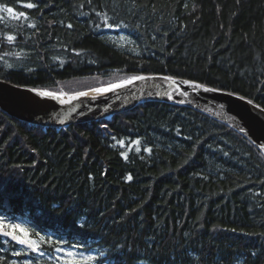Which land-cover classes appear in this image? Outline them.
Instances as JSON below:
<instances>
[{"label": "trees", "instance_id": "obj_1", "mask_svg": "<svg viewBox=\"0 0 264 264\" xmlns=\"http://www.w3.org/2000/svg\"><path fill=\"white\" fill-rule=\"evenodd\" d=\"M0 5L29 14L0 13L2 81L74 93L134 74L171 75L264 107V0ZM105 14L125 28L128 45L109 37ZM80 80L93 81L71 84ZM0 188V215L24 223L32 239L44 236L48 253L78 243L97 264H264V157L233 129L187 107L147 102L60 129L0 111ZM8 243L4 249L0 236V264H12Z\"/></svg>", "mask_w": 264, "mask_h": 264}, {"label": "water", "instance_id": "obj_2", "mask_svg": "<svg viewBox=\"0 0 264 264\" xmlns=\"http://www.w3.org/2000/svg\"><path fill=\"white\" fill-rule=\"evenodd\" d=\"M159 83V80L137 82L135 86L118 90L119 96L113 93L100 95L87 90L88 97L76 100L72 97L79 92H59L56 94L62 95L65 100V103L61 104L59 100L35 96L29 91L30 88L0 80V111L29 125L60 129L69 125L109 119L115 114L127 112L147 102H161L190 108L226 125L247 139L264 157V148L258 149L256 144L258 141L264 145V115L260 114L259 109L254 110L253 105L247 103L248 99L241 100L240 96H230L225 91H200L198 95H192V90L189 89L190 94L185 98V103H178L181 98L176 96L175 100H168L164 96V88L157 87ZM146 90L159 92L161 95L148 96L145 94Z\"/></svg>", "mask_w": 264, "mask_h": 264}, {"label": "snow or ice", "instance_id": "obj_3", "mask_svg": "<svg viewBox=\"0 0 264 264\" xmlns=\"http://www.w3.org/2000/svg\"><path fill=\"white\" fill-rule=\"evenodd\" d=\"M40 0H35V2H25V0H17V3L25 8V9H34L37 8L38 4H39ZM89 3H91V0H89ZM186 6V5H185ZM0 13H7L8 17L14 19V20H20V19H24L27 20L29 18V14L24 12V11H17L15 10L13 7L11 6H7V5H0ZM95 15L97 17L101 16V12L96 11ZM0 19H3V17H0ZM28 27H32L35 28V24L30 23L28 25ZM68 28H71L72 25L68 24L67 25ZM95 27L97 29L101 28L100 24H96ZM104 27L108 28V29H119L120 25H113L108 23V18L105 14L104 16ZM126 27V26H125ZM121 39H124V37H121ZM6 40L8 43H12L16 40V36L15 35H7L6 36ZM79 54V53H77ZM5 56L7 55H14L17 58H20L22 53L16 52V53H4ZM137 55H139V53H137ZM61 63H63V61H61ZM5 66L8 69H12L14 67V65L12 63H8L7 61H5ZM159 80L161 83L157 84V87H162L164 88V96H166V98L168 100H175L176 96H179L181 99L179 101H177L178 103H185V98H187L189 96V92L188 90H192L191 94L192 95H198L200 91L204 92V93H217V92H221V89H217L215 87H210L207 86L204 83L198 82V81H193V80H189V79H182L179 77H174L171 75H162V76H155V75H146V74H134L129 76L127 79H122L119 82H115V83H109L107 84V86H103V87H95L93 89H91L92 92L96 93V94H100V95H106L108 93H113L116 96H119V92L118 90L120 89H126L129 86H135L137 84V82H148V81H157ZM29 91L33 92L35 94V96L41 97V98H52L55 100H59V102L61 104L65 103V100L63 99L62 95H58L54 92L51 91H41L39 89H29ZM146 95L148 96H152V95H156V96H160L161 94L159 92L153 93L150 90H146L145 92ZM227 95H234V93L228 92L226 93ZM89 96V92L87 91H81L79 92L77 95L73 96L72 99L76 100L79 99L80 97H88ZM239 99L244 100L245 97L240 96ZM69 103H71V101H68ZM247 103L249 105H253V109H259V112L261 115H264V107H261L258 104H253V100L248 99ZM90 110V109H89ZM105 127L107 125H104ZM179 133V129L177 130ZM115 139V137L113 138ZM136 144H139L140 141L137 140L135 142ZM257 144V148H264V145H261L258 141H256ZM120 146L123 147V141L120 142ZM137 151H140L139 148H137ZM144 151L148 152L149 154L152 152L151 148H145ZM122 155H124L122 153ZM126 158V157H125ZM128 181L132 180V176L128 175L126 178ZM3 193V189L0 188V195H2ZM257 195H259V193H257ZM0 207H2V205H0ZM5 218H9L11 220H15L14 216H11L9 213L4 212L2 215H0V235H2L4 238H8L10 239V241H15L16 243H18L21 246H24V251L27 252V250H31L33 253H37L38 255L45 256V255H50V253L48 252H44L40 249L38 243L33 240L31 238V234L28 232L27 229L23 228L21 226V224L19 223H15V222H11V223H7L5 224ZM81 228L85 227V225H81ZM232 231H235V229H233ZM17 233H23V237H21L20 235H18ZM39 235V233H37ZM45 239L44 236H40V240L43 241ZM57 243H63V237L61 236L58 240ZM78 247H83V245H80L78 243H73L71 245H69V247L67 249H62L60 247L55 248V252L57 254H60L63 252V255L60 256L58 255L56 258L58 260H60V264H92L93 261H96L97 258L95 256H91V255H78L77 252L75 251ZM86 251H91V249H86ZM13 254L17 257L21 256V252L20 251H15L13 250ZM253 255H255V253H253ZM66 257V258H65ZM12 264H16V261L13 260ZM26 264H35L34 261H29L26 258Z\"/></svg>", "mask_w": 264, "mask_h": 264}, {"label": "rangeland", "instance_id": "obj_4", "mask_svg": "<svg viewBox=\"0 0 264 264\" xmlns=\"http://www.w3.org/2000/svg\"><path fill=\"white\" fill-rule=\"evenodd\" d=\"M107 34L109 35V37L116 43L120 44V45H128L130 43V40L126 34L125 28L124 27H120L119 29L113 28V29H108L107 28ZM121 37H124V39H121ZM87 80V79H84ZM93 80H88V81H78V83H75V81H73L74 83H71L73 85H78L81 87H86L90 85V82ZM7 223H11V222H7V220H5V224ZM23 228L27 229L25 226L21 225ZM28 230V229H27ZM29 232V230H28ZM18 235H20L21 237H23V233H18ZM39 241H36L39 245ZM62 249H67V248H62ZM19 251L21 252V255H23L24 252V248L20 247ZM23 251V252H22ZM77 252L78 255H86L83 254L82 252H80L78 249L75 250ZM60 255H63V252L60 254L55 253L53 256L51 255H45V256H40L37 253H34V256L32 260L29 261H34L35 264H42V260L47 259L48 262H50V264H60V260H58L56 257ZM92 256V255H91ZM66 258V257H65ZM22 262L21 264H26V259L24 257L21 258ZM92 264H95V261L92 262Z\"/></svg>", "mask_w": 264, "mask_h": 264}]
</instances>
